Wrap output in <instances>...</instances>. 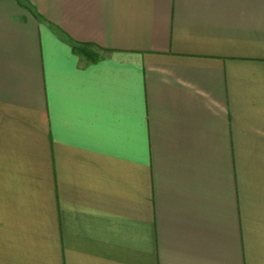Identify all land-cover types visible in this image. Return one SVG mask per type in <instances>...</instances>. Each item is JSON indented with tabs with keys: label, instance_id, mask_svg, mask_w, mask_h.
<instances>
[{
	"label": "crops",
	"instance_id": "obj_1",
	"mask_svg": "<svg viewBox=\"0 0 264 264\" xmlns=\"http://www.w3.org/2000/svg\"><path fill=\"white\" fill-rule=\"evenodd\" d=\"M0 264H264V0H0Z\"/></svg>",
	"mask_w": 264,
	"mask_h": 264
},
{
	"label": "trees",
	"instance_id": "obj_2",
	"mask_svg": "<svg viewBox=\"0 0 264 264\" xmlns=\"http://www.w3.org/2000/svg\"><path fill=\"white\" fill-rule=\"evenodd\" d=\"M38 18V16H37ZM73 50L84 57H86L91 62H94L98 59L99 48L93 44H81L77 42H72Z\"/></svg>",
	"mask_w": 264,
	"mask_h": 264
}]
</instances>
